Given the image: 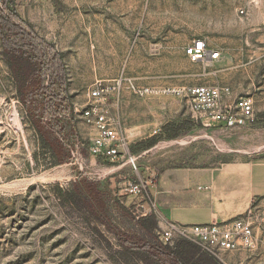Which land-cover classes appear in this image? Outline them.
<instances>
[{
  "label": "rangeland",
  "instance_id": "obj_1",
  "mask_svg": "<svg viewBox=\"0 0 264 264\" xmlns=\"http://www.w3.org/2000/svg\"><path fill=\"white\" fill-rule=\"evenodd\" d=\"M13 2L22 19L62 54L74 126L87 145L76 146L68 163L49 167L15 97L0 48V264H142L123 253L103 226L59 205L51 190L68 188L82 174L106 193L113 223L127 235H141L130 218H144L141 206L149 204L144 197L122 194L125 183L138 177L129 166L89 154L96 131L81 111L92 104L89 93L98 81L111 87L122 78L158 93L141 98L124 83L101 107L129 152L137 142L159 136L169 122L194 124L179 138L162 139L147 150L138 162L141 179L148 166H217L264 157L259 118L264 113V0ZM198 40L219 54L217 60L194 62L185 54ZM198 86L229 89L225 102L232 122H202L190 113L186 91ZM173 89L181 94L164 92ZM243 99L252 104L250 120L235 108ZM116 199L128 215L117 210ZM152 215L158 235L163 225L155 209ZM248 220L256 249L229 253L224 264H264V200Z\"/></svg>",
  "mask_w": 264,
  "mask_h": 264
},
{
  "label": "trees",
  "instance_id": "obj_2",
  "mask_svg": "<svg viewBox=\"0 0 264 264\" xmlns=\"http://www.w3.org/2000/svg\"><path fill=\"white\" fill-rule=\"evenodd\" d=\"M0 48L15 97L36 137L38 149L47 155L49 167L68 163L75 147L87 143L74 126V108L67 90L62 54L22 19L13 0H0ZM259 118L264 120V113ZM193 126L190 120L169 122L161 128L159 136L137 142L130 153L149 150L162 139L175 140ZM51 190L59 205L103 226L115 237L123 253L137 257L142 264H218L188 240L177 239L171 245L160 243L157 221L152 214L141 219L130 218L140 230V236L125 234L110 217L106 193L82 174L68 188L54 185ZM115 207L120 213L129 214L118 199Z\"/></svg>",
  "mask_w": 264,
  "mask_h": 264
},
{
  "label": "built area",
  "instance_id": "obj_3",
  "mask_svg": "<svg viewBox=\"0 0 264 264\" xmlns=\"http://www.w3.org/2000/svg\"><path fill=\"white\" fill-rule=\"evenodd\" d=\"M185 54L194 62L203 60L212 62L217 60L219 56L218 53L210 51L206 43L201 40L193 42L186 49ZM124 83L135 96L143 98L158 95L156 91L150 88L137 87L132 81L122 78L114 81L111 87L102 85L98 81L89 93V98L93 102L82 109L81 118L86 125L91 126L96 131V136L89 147L90 156L106 160L109 164L118 165L121 163L123 166H129L131 172L138 177L137 180H129L125 183L122 194L130 197H144V204H149V206L147 208L141 206V208L143 214L147 216L154 211L150 193V185H153L154 178L141 179V176L138 175V162L146 153L137 156L131 154L121 131L114 123H111L101 108L106 103L108 96L118 93ZM164 92L175 95L181 94V91L176 89ZM186 97L190 113L200 121L211 120L225 123L233 121V117L230 115L231 105L225 102L230 97L228 88L217 86L193 87L186 91ZM235 108L239 111L242 119H252V104L249 100L237 101ZM123 160L124 162H121ZM250 214L251 211L246 215L223 223L212 222L203 225H176L173 222H163L158 240L163 245H170L176 239L188 240L218 264H224V259L229 253L240 250L254 251L256 249L257 240L248 220Z\"/></svg>",
  "mask_w": 264,
  "mask_h": 264
},
{
  "label": "crops",
  "instance_id": "obj_4",
  "mask_svg": "<svg viewBox=\"0 0 264 264\" xmlns=\"http://www.w3.org/2000/svg\"><path fill=\"white\" fill-rule=\"evenodd\" d=\"M142 175L154 178L150 193L161 224L223 223L264 200V157L217 166H148Z\"/></svg>",
  "mask_w": 264,
  "mask_h": 264
}]
</instances>
